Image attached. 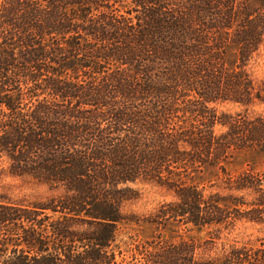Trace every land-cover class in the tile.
<instances>
[{"label": "trees", "instance_id": "1", "mask_svg": "<svg viewBox=\"0 0 264 264\" xmlns=\"http://www.w3.org/2000/svg\"><path fill=\"white\" fill-rule=\"evenodd\" d=\"M263 46L264 0H0V264H264L228 240L264 225L263 178L226 168L264 151ZM138 183L172 200L127 214Z\"/></svg>", "mask_w": 264, "mask_h": 264}, {"label": "rangeland", "instance_id": "2", "mask_svg": "<svg viewBox=\"0 0 264 264\" xmlns=\"http://www.w3.org/2000/svg\"><path fill=\"white\" fill-rule=\"evenodd\" d=\"M250 71L256 82H264V46L256 60L251 63ZM244 109L238 106L226 105L219 107L220 112L240 113ZM251 118L264 117V104L256 105L248 111ZM227 171L236 174L243 171H249L262 176L264 181V151L258 149H250L236 153L226 165ZM216 169H206L193 179L196 183L209 184L216 178ZM7 193L15 199L29 198L37 195L41 190H33L29 186L23 184L20 180L7 179ZM138 191L139 198L135 201L128 202L124 205V212L127 214H136L139 217H145L152 214L162 203L172 200L171 195L156 185L150 183H138L134 186ZM123 234L120 237L122 242L129 243V237H136L140 241L151 239L153 231L148 226L136 227L134 225L122 226ZM264 238V225L252 226L247 224H237L234 231L228 236L230 241L247 242Z\"/></svg>", "mask_w": 264, "mask_h": 264}]
</instances>
